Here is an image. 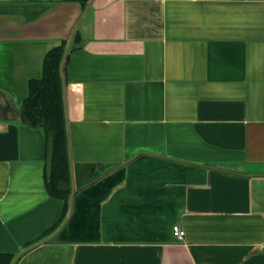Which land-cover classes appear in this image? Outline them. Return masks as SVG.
I'll use <instances>...</instances> for the list:
<instances>
[{
    "label": "crops",
    "instance_id": "0c3cea01",
    "mask_svg": "<svg viewBox=\"0 0 264 264\" xmlns=\"http://www.w3.org/2000/svg\"><path fill=\"white\" fill-rule=\"evenodd\" d=\"M62 42L50 187L21 104ZM0 254L264 264V0H0Z\"/></svg>",
    "mask_w": 264,
    "mask_h": 264
},
{
    "label": "trees",
    "instance_id": "16d2710c",
    "mask_svg": "<svg viewBox=\"0 0 264 264\" xmlns=\"http://www.w3.org/2000/svg\"><path fill=\"white\" fill-rule=\"evenodd\" d=\"M66 43L62 42L47 52L44 58L43 74L39 79H32L29 83V94L21 104L22 118L31 126L42 125L54 136V166L49 179V186L57 184L58 180H65L68 173L66 156V119L64 111L63 85L61 77V62ZM62 151L60 170L57 165V154ZM12 256L0 254V264H10Z\"/></svg>",
    "mask_w": 264,
    "mask_h": 264
},
{
    "label": "water",
    "instance_id": "95a60500",
    "mask_svg": "<svg viewBox=\"0 0 264 264\" xmlns=\"http://www.w3.org/2000/svg\"><path fill=\"white\" fill-rule=\"evenodd\" d=\"M81 46V45H78ZM70 47V43L67 45L64 57H63V61H62V66L66 57V54L68 52V48ZM54 149H55V141H54V136L52 135L50 137V145H49V157H48V174L51 175L52 174V166H53V155H54Z\"/></svg>",
    "mask_w": 264,
    "mask_h": 264
},
{
    "label": "built area",
    "instance_id": "2783aa9c",
    "mask_svg": "<svg viewBox=\"0 0 264 264\" xmlns=\"http://www.w3.org/2000/svg\"><path fill=\"white\" fill-rule=\"evenodd\" d=\"M173 235L178 241H183L186 237V231L179 225L175 224L172 228Z\"/></svg>",
    "mask_w": 264,
    "mask_h": 264
}]
</instances>
